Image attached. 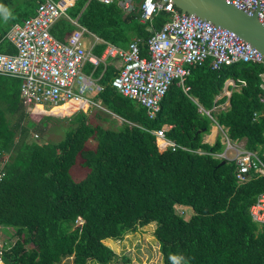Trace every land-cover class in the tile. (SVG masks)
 I'll return each instance as SVG.
<instances>
[{
  "label": "trees",
  "instance_id": "trees-1",
  "mask_svg": "<svg viewBox=\"0 0 264 264\" xmlns=\"http://www.w3.org/2000/svg\"><path fill=\"white\" fill-rule=\"evenodd\" d=\"M43 1L20 2V11L17 8L7 26L0 27L1 51L15 52L5 34ZM134 2V9L125 13L115 3L76 0L67 15L118 47L139 40L140 55L147 56L148 38L170 13L159 10L143 22L139 0ZM73 28L61 17L51 32L63 40ZM104 47L96 44L93 53L101 55ZM119 66L118 59H108L95 67L88 63L83 70L103 86L96 98L120 124H92L87 113L76 112L70 119L75 125L57 143L28 139L31 129L52 117L36 106L35 113L28 112L20 98L21 80L0 75V159L6 160L0 179V226L17 235L13 244H3V262L59 264L71 257V264H110L116 252L106 239H121L155 222L152 234L163 264H264V224L250 215L251 205L264 192V175L252 173L238 183L235 162L218 165L223 159L210 154L223 149L220 138L213 144L203 139L215 121L228 128L231 139H245L246 149L258 150L264 161V67L236 62L213 69L209 60L193 65L185 81L189 90L173 82L159 112L149 118L144 106L112 86ZM226 79H241L245 85L231 89L229 97L216 98ZM227 99V107L211 110ZM199 105L211 110L214 121ZM32 114L42 116L36 121ZM162 128L174 141L173 149H163L152 132ZM90 139L93 148L86 146ZM75 164L86 169L79 180L70 174ZM176 206L191 213L184 217Z\"/></svg>",
  "mask_w": 264,
  "mask_h": 264
},
{
  "label": "built area",
  "instance_id": "built-area-1",
  "mask_svg": "<svg viewBox=\"0 0 264 264\" xmlns=\"http://www.w3.org/2000/svg\"><path fill=\"white\" fill-rule=\"evenodd\" d=\"M75 1L44 0L37 5L32 16L13 24L4 36L15 48V52L0 50V75L21 80L20 97L28 112L35 106L40 107L38 112L43 113L46 112V106L55 108L63 105H67L66 110L73 114L87 113L92 107L110 112L100 99H93L94 95L89 96L101 92L103 86L91 73L83 72L86 64L95 67L108 59L120 61L119 73L112 79V86L122 95L144 106L149 118H154L159 112L162 98L173 82L185 92L189 90L185 81L193 65L209 60L213 69L236 62L259 63L264 67V57L258 49L234 31L193 14L183 13L171 1L140 0L137 4L143 22L150 21L159 10L170 13V19L148 38L147 56L140 55L137 39L130 41L126 48H121L102 40L77 19L70 18L67 10ZM96 1L102 4L115 3L125 13L133 10L136 5L134 0ZM225 1L249 14L257 10V18L264 26V0ZM61 17H66L74 25L63 40L51 32L53 24ZM87 36L93 39L89 47L84 43ZM98 43L105 44L99 56L93 53ZM260 77L263 90L260 99L264 100V69ZM224 85L231 87L229 92L225 91L229 97L231 89L238 90L245 85V81L226 79ZM228 105V102L218 103L211 110L223 109ZM211 110L199 105V111L214 121ZM213 125L220 131L223 149L210 154L216 159L235 162L234 175L238 183L249 180L252 173L264 175V161L258 150H248L237 142L239 139H231L227 127L215 121ZM152 132L160 138L159 145L163 149L174 148V141L165 137V128ZM197 152L204 153L201 149ZM5 162L0 159V179L5 173ZM183 213L180 211L179 214ZM250 215L252 220L264 224V192L251 205Z\"/></svg>",
  "mask_w": 264,
  "mask_h": 264
},
{
  "label": "rangeland",
  "instance_id": "rangeland-1",
  "mask_svg": "<svg viewBox=\"0 0 264 264\" xmlns=\"http://www.w3.org/2000/svg\"><path fill=\"white\" fill-rule=\"evenodd\" d=\"M5 8L8 9L7 5H5ZM90 42L91 39L89 37L84 39V43L86 45H88ZM66 108L67 105L58 106L56 108L46 106L44 108L46 112H43L42 114L49 115L52 118L48 119L44 126H41V123H39L38 129H31L28 139L37 141L39 143H57L62 140L68 127L75 125L70 121L73 113L68 112ZM31 113H35V111L32 110ZM87 114L89 115V122L92 124H101L104 127L114 128L121 122L117 116L99 107H92L87 112ZM39 116L42 115L32 114L31 118L37 121L40 119ZM104 117L106 119H104ZM86 146L93 148L95 146V141L90 139L86 142ZM85 172L86 169L77 164L72 166L70 169V174L74 180L81 179ZM175 208L176 212L178 213H180V211H184L182 214L184 217H187L188 214L191 213L189 209L187 212V207L185 206H176ZM154 228L155 222H152L148 225L138 228L134 232L124 235V237L121 239L105 240L106 244H110L111 248L116 252V256L113 262L110 264H163L162 256L159 252V243L152 234ZM16 239L17 235L12 228H8L6 231H4L0 226V251L3 247V244L9 246L13 244ZM28 247L30 246L28 245ZM125 257L128 258L127 262L124 259ZM0 264L5 263L0 259ZM59 264H71V257L63 259Z\"/></svg>",
  "mask_w": 264,
  "mask_h": 264
},
{
  "label": "water",
  "instance_id": "water-1",
  "mask_svg": "<svg viewBox=\"0 0 264 264\" xmlns=\"http://www.w3.org/2000/svg\"><path fill=\"white\" fill-rule=\"evenodd\" d=\"M181 12L209 20L215 25L234 31L264 57V26L257 18V10L249 14L225 0H166ZM225 161L221 160L218 165Z\"/></svg>",
  "mask_w": 264,
  "mask_h": 264
},
{
  "label": "crops",
  "instance_id": "crops-1",
  "mask_svg": "<svg viewBox=\"0 0 264 264\" xmlns=\"http://www.w3.org/2000/svg\"><path fill=\"white\" fill-rule=\"evenodd\" d=\"M21 1H23V0H0V27H6L7 26V21L9 19V17L12 16L13 13H15L17 11H20L18 5L21 4L20 3ZM5 5H7V8L8 9L5 8ZM16 9H17V11H16ZM11 26H10V28H11ZM66 35H65L64 38H66ZM89 38L91 39V41L93 40L92 37H89ZM86 46L89 47L90 46V43L88 45H86ZM83 72H84V70H83ZM230 88H231L230 86L229 87L228 86L226 87L224 85L223 86V90H222L223 93H221L220 95H217L216 98H220L222 95H225L226 94L225 91H228L229 92ZM89 96H93L92 97L93 99H98V98H96V94H91ZM225 102H228V99L225 100ZM219 136H220V131L217 129V127L215 125H212L211 128H210V132L204 134L203 139H204L205 142H207L209 144H213L216 141L217 137H219ZM237 142H239L241 145L245 146V139H239V141H237ZM107 245L110 246V244H107Z\"/></svg>",
  "mask_w": 264,
  "mask_h": 264
},
{
  "label": "clouds",
  "instance_id": "clouds-1",
  "mask_svg": "<svg viewBox=\"0 0 264 264\" xmlns=\"http://www.w3.org/2000/svg\"><path fill=\"white\" fill-rule=\"evenodd\" d=\"M213 125V124H212ZM224 160V159H223ZM183 207V206H182ZM78 222L80 223V220H78ZM3 261V260H2Z\"/></svg>",
  "mask_w": 264,
  "mask_h": 264
}]
</instances>
